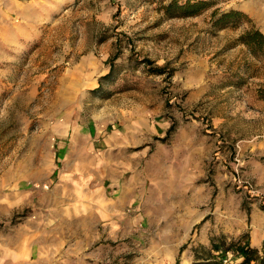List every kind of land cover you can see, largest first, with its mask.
Masks as SVG:
<instances>
[{"label": "rangeland", "instance_id": "374dc122", "mask_svg": "<svg viewBox=\"0 0 264 264\" xmlns=\"http://www.w3.org/2000/svg\"><path fill=\"white\" fill-rule=\"evenodd\" d=\"M20 1L0 0V264H65L37 203L53 167L45 131L67 112L103 129L139 116L163 127L152 138L154 185L179 211L152 215L145 252L116 246L112 264H174L162 234L185 241L178 264H193L185 250L212 237L247 235L261 249L264 56L242 61L237 47L252 20L212 24L242 0H208L185 17L166 15L169 0Z\"/></svg>", "mask_w": 264, "mask_h": 264}, {"label": "crops", "instance_id": "0c3cea01", "mask_svg": "<svg viewBox=\"0 0 264 264\" xmlns=\"http://www.w3.org/2000/svg\"><path fill=\"white\" fill-rule=\"evenodd\" d=\"M7 1L15 5L14 0ZM29 7L23 4L20 13L26 16ZM238 9L264 34V0H242ZM237 47L243 50L242 61L258 62L244 44ZM160 124L156 121L151 127L139 116L103 129L93 121L84 125L67 112L47 126L45 135L53 139V167L49 163V169L44 170L43 180L50 185L42 190L37 205L51 225L49 244L66 247L57 261L112 264L116 246L133 245L145 252L152 215L179 211L175 203L178 197L157 192L154 185L152 161L160 150L152 138L158 136V130L162 132ZM152 143L156 145L149 152ZM163 236L170 237V253L178 256L185 241L179 242L174 234ZM46 240L43 235L35 245H45ZM161 243L165 246L167 241L162 239ZM185 251L193 259L192 251ZM165 253L162 248V255ZM41 260L50 261L45 257Z\"/></svg>", "mask_w": 264, "mask_h": 264}, {"label": "trees", "instance_id": "16d2710c", "mask_svg": "<svg viewBox=\"0 0 264 264\" xmlns=\"http://www.w3.org/2000/svg\"><path fill=\"white\" fill-rule=\"evenodd\" d=\"M208 0H169L163 5L164 12L168 17L174 16H193L199 14L210 6ZM216 15V12H213ZM244 20L251 22V19L241 10L230 9L220 12L213 19V26L218 29L227 26H236ZM237 41L244 44L250 53L256 57L264 56V34L253 25L239 35ZM110 71L102 78H108L112 74ZM264 98V94L262 95ZM186 246L183 244L180 251ZM193 264H264V240L261 249L252 247L247 235H242L235 240L226 243L224 237H212L208 246L199 245L193 249ZM227 252L232 254L231 261L224 263ZM179 256L175 263L178 264Z\"/></svg>", "mask_w": 264, "mask_h": 264}, {"label": "built area", "instance_id": "2783aa9c", "mask_svg": "<svg viewBox=\"0 0 264 264\" xmlns=\"http://www.w3.org/2000/svg\"><path fill=\"white\" fill-rule=\"evenodd\" d=\"M232 254L230 252H227V258L223 259L224 263H228L231 261Z\"/></svg>", "mask_w": 264, "mask_h": 264}]
</instances>
